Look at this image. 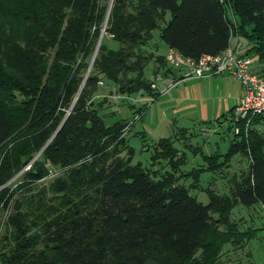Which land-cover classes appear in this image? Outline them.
<instances>
[{"label": "trees", "instance_id": "trees-1", "mask_svg": "<svg viewBox=\"0 0 264 264\" xmlns=\"http://www.w3.org/2000/svg\"><path fill=\"white\" fill-rule=\"evenodd\" d=\"M159 28L163 44L185 57L217 55L237 38V53L242 41L239 54L264 64V0H0V188L43 148L25 180L44 177V163L67 168L51 199L42 192L12 200L0 190V206L14 201L19 209L1 264H216L224 212L264 210V136L249 132L223 155L248 160L225 210L211 193L202 205L187 188L154 181L119 156L123 126L104 122L93 95L102 78L119 84L121 95L150 92L148 58L139 51ZM101 33L117 47L101 40L85 79Z\"/></svg>", "mask_w": 264, "mask_h": 264}, {"label": "rangeland", "instance_id": "rangeland-1", "mask_svg": "<svg viewBox=\"0 0 264 264\" xmlns=\"http://www.w3.org/2000/svg\"><path fill=\"white\" fill-rule=\"evenodd\" d=\"M169 18L168 14L166 19ZM104 28L105 23L102 29ZM236 32L234 23L231 34L235 36ZM159 35L160 28L153 32V37L147 45L140 47L139 52L148 58L144 78L151 82L158 77L175 81L182 69L156 61L159 56L165 55V47L160 49L158 45ZM102 36L101 43L116 48L117 44L109 35L103 33ZM134 78V75L130 74L127 80H135ZM196 82H179L174 89L164 93L167 86L161 87V94L150 85L149 93L141 91L121 95L119 84L102 78L98 82L92 104L107 125L119 122L118 124L123 126L120 139L123 138L124 145L119 148V156L125 160L130 159L132 165L140 163L154 181L170 178L171 185L187 188L189 194L202 205L210 202L208 194L211 193L216 201L221 203L220 209L225 210L222 201L230 195L234 181L247 170L248 160L240 154L231 159H225L223 155L227 153L231 143L246 137L249 132L262 138L264 117L255 123L251 121L246 131L243 128L244 135H241L242 130L236 133L232 113L217 119L226 111L222 108L218 111L220 102H217L218 98L215 97L220 94L209 93L210 98L206 102L187 94V88ZM124 86L129 88L131 85ZM225 101L231 105L227 97ZM204 104L209 106V112H206ZM186 119L195 122H185ZM196 119L204 120L205 123L196 122ZM182 127L188 129H181ZM162 138H168L166 140L169 142L160 145L158 140ZM39 155L38 153L33 156L2 187L9 189L6 197L12 193V200L19 201L27 195L41 196L42 192L45 193L46 199L55 196L52 189L67 171L66 167L44 163L47 169L44 177L33 181L24 178V173L33 168ZM18 212V204L14 201H10L8 207L0 206V256L8 255L14 244L15 229L9 221L11 217L18 215ZM224 213L228 215V224L219 225L218 231L226 234V241L220 248L216 264H264V229L259 232L256 230L258 227H264L261 209L256 206L245 208L238 205ZM220 217L218 213L212 214L213 221ZM32 230L31 234H34L37 229ZM252 235H256L255 239L245 247L247 238Z\"/></svg>", "mask_w": 264, "mask_h": 264}, {"label": "built area", "instance_id": "built-area-1", "mask_svg": "<svg viewBox=\"0 0 264 264\" xmlns=\"http://www.w3.org/2000/svg\"><path fill=\"white\" fill-rule=\"evenodd\" d=\"M234 22V21H233ZM164 59L166 64L185 71V78L201 79L205 77L227 74L237 80L242 88V94L237 98L233 108L235 132L243 126L246 131L253 117L264 115V64H260L252 56L237 53L234 46H228L217 55L201 56L197 60L181 55L173 49H167ZM156 78L151 87L159 94L161 90ZM176 85H167L163 93Z\"/></svg>", "mask_w": 264, "mask_h": 264}, {"label": "crops", "instance_id": "crops-1", "mask_svg": "<svg viewBox=\"0 0 264 264\" xmlns=\"http://www.w3.org/2000/svg\"><path fill=\"white\" fill-rule=\"evenodd\" d=\"M158 42H159L158 45H159L160 49L163 46L165 47L164 53H166L168 48L163 44V42L160 40L159 37H158ZM236 42H237V38H235L231 43L235 44ZM237 49H238L239 53L243 52L244 43L242 41L239 42ZM164 53H163V55H164ZM184 73H185L184 70H180V73L177 77L179 78L181 76L182 78L180 80H178V78H177L178 81L175 80L176 85L174 87H176L179 84V82L197 81L195 85H191L189 88H187V90H186L187 94H190L191 96H195L197 98H200L201 101L206 102V101H208V98H210V97H208L209 96L208 94L212 93V92H216V93L220 94V95H218V97H215V98H218L217 102H220L218 105V111L221 110V108L226 110L224 112L226 114H224V113L221 114L219 117H217V119L222 118L223 116L232 113V109L234 108V105L237 101V98L242 94L241 85L237 80H235L233 77H231L227 74H223L220 76L205 77V78H201V79L185 78L183 76ZM175 81H171V80H167V79L162 78L161 81L159 82V86L161 88V87L167 86L169 84H172ZM231 81H233V82H231ZM174 87H173V89H174ZM226 97L228 99H230L231 105L228 103V101H225ZM132 100H133V98H132ZM204 108H205L206 112H209V106L204 104ZM186 121H187V119L185 120V122ZM187 122H195V120L187 121ZM196 122L205 123V121L201 120V119H199V120L196 119ZM181 129H188V128L182 127ZM255 206L257 208L261 209V212L264 216V210H263L262 206L260 204H257ZM261 228L262 227H260V229ZM257 229H259V227ZM259 231H261V230H259ZM255 237H256V235H255ZM255 237L252 238L250 241L246 242L245 247H247V245H250V242L252 240H254Z\"/></svg>", "mask_w": 264, "mask_h": 264}, {"label": "water", "instance_id": "water-1", "mask_svg": "<svg viewBox=\"0 0 264 264\" xmlns=\"http://www.w3.org/2000/svg\"><path fill=\"white\" fill-rule=\"evenodd\" d=\"M110 6H111V2H110ZM110 6H109V9H110ZM102 34H103V33H101V35H100V37H99V39H98V43H97V46H96V49H95V52H94L93 58H92V60H91V63H90V65H89V68H88V70H87V73H86L85 79H86V77H87V75H88V73H89V71H90V68H91V65H92L93 59H94V57H95V55H96V53H97L98 46H99V44H100V42H101ZM85 79H84V81H83V83H82L81 88L83 87V84H84V82H85ZM81 88H80V89H81ZM80 91H81V90H79L78 95H79ZM69 112H70V111H69ZM69 112H68V113H69ZM66 117H67V115H66ZM66 117H65V119H66ZM65 119L63 120V122L65 121ZM63 122L61 123V125L63 124ZM43 149H44V148H43ZM43 149H42V150H43ZM42 150L39 152V154L42 152Z\"/></svg>", "mask_w": 264, "mask_h": 264}]
</instances>
